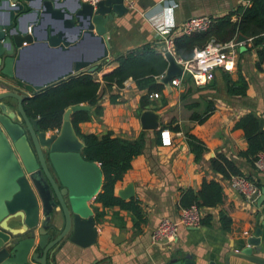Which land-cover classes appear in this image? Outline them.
Listing matches in <instances>:
<instances>
[{"label":"crops","instance_id":"1","mask_svg":"<svg viewBox=\"0 0 264 264\" xmlns=\"http://www.w3.org/2000/svg\"><path fill=\"white\" fill-rule=\"evenodd\" d=\"M44 1L51 2L55 9L64 10L69 15L75 14V0H36V3L24 4L20 14L39 11L37 24L42 17L47 18L50 22L47 29L62 31L75 46L69 53L47 48L38 44L44 38L43 28L33 31L34 25L30 26L38 43L24 50L13 78L4 80V86L27 96L31 95L33 87L26 81L35 83L55 79L73 69L76 61H90L95 53V43L83 33L81 38H77L72 28H64L61 22L50 19V16H42ZM130 1L133 8L129 7ZM250 3V0H125L128 13L108 25L109 54L100 70L92 74L97 82L104 85L102 77L115 69L116 59L128 51L155 44L160 53V38L146 17L158 14L161 6L174 7L175 23L180 26L195 16L221 17L249 7ZM3 20L4 16L0 15V22ZM28 20L27 17L21 19V30L25 29ZM78 23L74 18V25L78 26ZM232 55L231 69H218L210 83L197 84L191 78H183L179 86H165L160 82L164 73L156 78L157 83L163 85L156 93L148 94L146 88H139L132 79L125 81L120 88L113 85L111 89L101 91L97 102L99 112L93 114L89 121L80 123L79 130L82 134L98 137L111 134L128 141L143 137L141 155L132 161L131 169L114 190L120 201L138 202L141 217L119 207L105 208L94 197L88 206L97 228L95 244L82 249L65 241L49 257V264H169L172 258L183 259L186 255L198 264L210 261L223 264L231 244L249 238L260 227L264 203L260 209L250 207L230 189L228 179H223L210 167V160L222 155L235 163L242 176L256 180L264 188V176L257 175L252 164L241 157L247 145L243 131L235 128L238 121L250 113L262 122L264 128V60L259 61L251 42L247 41L236 47ZM85 73L90 74L85 70L79 71V75ZM153 94L157 97H150ZM14 103L9 101V106ZM146 111L158 116L157 129L143 128L141 116ZM202 118L203 122L199 123L198 119ZM164 132L168 133L169 145L162 142ZM188 136H193L205 148L198 162L189 148ZM203 180L219 184L221 203L213 208H200L204 219L200 227L181 228L175 243L169 246L153 244L152 232L159 222L176 220L182 209V196L188 191L197 193ZM121 195L131 196L123 199ZM221 214L229 220L226 228L221 224ZM53 217L56 225L61 226V214L55 213ZM261 240L264 246V235ZM259 256L264 258V252ZM230 264L249 263L230 258Z\"/></svg>","mask_w":264,"mask_h":264},{"label":"water","instance_id":"2","mask_svg":"<svg viewBox=\"0 0 264 264\" xmlns=\"http://www.w3.org/2000/svg\"><path fill=\"white\" fill-rule=\"evenodd\" d=\"M75 2V14L69 15L64 10L55 9L51 2L44 1L42 16H50V19L61 22L64 28H72L77 38H81L83 33L95 43V53L90 61H76L73 69L55 79L35 83L26 81L32 83L34 92L79 75L81 70L95 73L109 54L108 25L128 13L125 0H103L95 7L80 0ZM27 3H36V0H0V15L4 16L0 22V264H27L29 255L30 262L49 264V257L63 242L87 249L95 244L98 236L88 202L100 190L101 172L96 163L81 158L84 145L71 123V115L89 111L90 107H69L57 133L49 135L40 131L38 120L28 118L23 109V101L31 95L4 86V80L13 78L24 50L38 43L31 33V25H34L33 31L43 28L44 38L38 44L64 53H69L75 46L62 31L48 30L50 22L47 18L42 17L37 24L39 11L20 14ZM24 17L30 20L21 30L20 22ZM74 18L79 21L78 26L74 25ZM237 41L243 43L246 38L239 35ZM165 59L168 66L160 80L165 86H169L175 77L191 78L189 73H183L171 54H167ZM7 99L15 102L10 106L11 112L4 102ZM141 121L145 130L158 128L159 118L152 111L144 112ZM127 196L122 198L127 199L131 195ZM263 203L264 188L257 208L260 209ZM55 213L61 214V226L55 223ZM259 224L260 227L249 238L231 244L223 264H230V258L249 264H264V258L259 256L264 252L261 240L264 216ZM169 264L198 263L186 255L183 259L172 258ZM205 264L216 263L210 261Z\"/></svg>","mask_w":264,"mask_h":264},{"label":"trees","instance_id":"3","mask_svg":"<svg viewBox=\"0 0 264 264\" xmlns=\"http://www.w3.org/2000/svg\"><path fill=\"white\" fill-rule=\"evenodd\" d=\"M250 6L221 17L211 18L212 25L207 31L190 35H179L174 38L175 56L188 61L193 56L194 49H200L210 40L226 43L238 35L251 42V48L256 51L259 61L264 60V0H250ZM236 17L235 20L232 17ZM105 60L102 62L104 63ZM96 71L98 72L101 68ZM116 68L102 77L104 85L97 82L93 74H80L61 81L44 90L32 92L23 101V109L28 118L38 120L40 131L59 130L64 112L71 106L86 105L93 111H78L71 115V123L77 137L84 147L81 158L89 163L99 165L101 172V188L95 196V201L105 208L119 207L131 211L138 218L141 209L138 202L120 201L115 196V186L123 180L124 175L131 169L132 161L141 155L144 148L143 137L128 141L106 134L98 137L94 134H82L79 124L87 122L93 114L99 112L97 102L103 89H111L113 85L122 87L128 79H132L139 88H146L147 93L161 91L163 85L156 78L164 75L168 63L157 52L155 44H145L140 48L128 51L116 59ZM95 72V73H96ZM228 85L230 82L228 81ZM145 105V104H144ZM204 118L198 119L202 123ZM241 129L246 141V150L241 157L247 159L253 166L255 156L264 153V128L262 122L253 114L244 116L235 125ZM189 148L198 162L205 152L203 145L193 136L187 137ZM211 169L223 179L230 176H242L235 163L228 158L218 155L210 160ZM262 187V185L260 184ZM222 201V190L215 181L203 180L200 190L186 192L180 201L182 208L196 205L200 208H213ZM204 219L201 220V223ZM221 224L226 228L229 220L220 215Z\"/></svg>","mask_w":264,"mask_h":264},{"label":"built area","instance_id":"4","mask_svg":"<svg viewBox=\"0 0 264 264\" xmlns=\"http://www.w3.org/2000/svg\"><path fill=\"white\" fill-rule=\"evenodd\" d=\"M82 3L95 7L97 3L103 0H80ZM168 2L169 0H163ZM129 7L133 8V2H129ZM174 7L170 5L161 6L158 14H152L146 17L151 29L159 36L160 54L166 56L171 54L177 64L182 68L183 73H189L191 79L197 84L210 83L214 79L215 72L218 69L229 71L233 61L232 51L239 45L237 38L226 43H220L210 40L200 49L193 50V56L188 61H183L175 56L174 38L179 35H190L196 32L207 31L212 25L210 17L199 15L186 20L178 26L174 19ZM250 42V40H246ZM162 44V45H160ZM183 77H176L170 81V85L179 86ZM150 97H157L153 94ZM163 144L169 145L168 133L162 134ZM255 172L259 176H264V153L260 152L255 156L253 162ZM228 184L231 190L243 198L246 204L252 208L257 207V201L261 197L262 188L256 180H251L246 176H230ZM201 212L196 205L182 208L176 220L163 219L159 222L152 232V242L155 245H171L177 240L179 230L194 229L201 225ZM28 264H35L29 262Z\"/></svg>","mask_w":264,"mask_h":264},{"label":"rangeland","instance_id":"5","mask_svg":"<svg viewBox=\"0 0 264 264\" xmlns=\"http://www.w3.org/2000/svg\"><path fill=\"white\" fill-rule=\"evenodd\" d=\"M34 91V90H33ZM9 101H13V100H11V99H7V100H5L4 102L6 103V105H8L9 106ZM9 110H11V108H10V106H9ZM56 131V133H57V131L58 130H55ZM55 132H51V133H49V135H54V134H56Z\"/></svg>","mask_w":264,"mask_h":264},{"label":"flooded vegetation","instance_id":"6","mask_svg":"<svg viewBox=\"0 0 264 264\" xmlns=\"http://www.w3.org/2000/svg\"><path fill=\"white\" fill-rule=\"evenodd\" d=\"M45 156L47 157V153H45ZM28 264V263H27Z\"/></svg>","mask_w":264,"mask_h":264}]
</instances>
